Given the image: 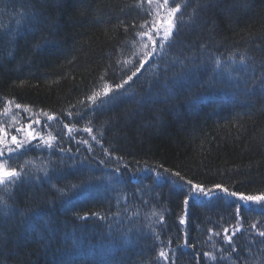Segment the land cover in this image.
Returning <instances> with one entry per match:
<instances>
[{"label": "trees", "instance_id": "trees-1", "mask_svg": "<svg viewBox=\"0 0 264 264\" xmlns=\"http://www.w3.org/2000/svg\"><path fill=\"white\" fill-rule=\"evenodd\" d=\"M184 2L159 67L115 89L140 57L148 3L0 0V134L54 117L7 154L22 176L0 185V264H264V202L214 187L264 194V0ZM187 180L210 196L185 205Z\"/></svg>", "mask_w": 264, "mask_h": 264}, {"label": "snow or ice", "instance_id": "snow-or-ice-1", "mask_svg": "<svg viewBox=\"0 0 264 264\" xmlns=\"http://www.w3.org/2000/svg\"><path fill=\"white\" fill-rule=\"evenodd\" d=\"M153 2H155L157 8L160 9H164L168 15V19L164 20L163 17H161V19L159 21H156V23H164L167 25L166 28H159L157 29L155 27V25L152 26L151 29H145L142 32L137 33L138 36L143 37L145 35L148 36L149 40L151 41V46L149 47V45L147 43L144 44V47L146 49H148L147 51H145L143 53V57H138L137 60L132 64L131 68H134V70H131V68H129L128 70L131 71V75H127L126 79H122V82L119 84L115 85V89H123L124 85L128 84L130 81L133 80L134 77H137V74L140 73L141 69H143L145 67V64L149 62V60H151V66L153 68H157L159 67V65L157 64L156 60L154 59L155 57H163L165 55H167V51L168 49L172 46L173 43H175L173 36L174 34L178 35L179 34V29L177 27L178 24H183L184 21V17L181 16H177V13H181L182 8H186L187 4L184 2V0H179V2H177V0H148L149 4H152ZM198 7H200L201 5L198 3L197 5ZM193 12H195V10H193ZM189 19H191V17H189ZM148 21H145L144 24L141 25V28H144L145 24H148ZM153 32H154V36H153ZM135 43V42H133ZM135 55V54H134ZM241 62H243V57L241 58ZM121 63V61H117V64L119 65ZM127 63V62H125ZM220 66V62L219 60L216 61V67ZM121 72L125 71L123 68L120 69ZM138 78V77H137ZM101 79H103V77H101ZM260 87L262 89H264V74H262L261 78H260ZM203 86V85H201ZM109 92H113L112 88H105L104 90V95H108ZM100 93L99 92H93V94L91 96L88 97L89 100L95 102L96 99L99 97ZM118 95H122V93H114L113 95V99H116ZM11 102V101H10ZM165 102H167L166 98H165ZM17 108H20L21 105L20 104H16ZM7 111V109H6ZM69 115H71V113H69ZM54 117L53 116H48V120H53ZM36 123L38 124L39 121L37 120ZM90 123V122H89ZM46 127L48 126L47 124L45 125ZM65 127H68L67 125H65ZM85 131L91 133L92 129L89 128H85ZM19 131V129H18ZM35 131V129H33L32 131L28 132V137L26 139L23 140H17V137L15 135H13L11 137V144L15 145V147H11L9 146L8 142L4 139H0V159L4 160V163H0V185H3L5 190H9V186L10 185H14L17 184L20 180H21V176H22V170H17V168L15 167H11L10 165L8 167H5V164H7L8 159H10L11 157L7 156V154H11V153H16L18 152L20 149L27 147V145L31 142L32 139H36V137H34L32 135V132ZM69 131H71V129H69ZM93 140L96 139L95 136L92 137ZM55 138H50L49 140H44L43 144H36L35 147H47V148H53L54 144L52 143V140H54ZM82 143H87V141H82ZM97 143H99V141H97ZM61 151H63V149H61ZM107 151V150H105ZM22 167V166H21ZM117 172H119V169H116ZM165 171L167 172L168 170L165 169ZM47 175V173H46ZM172 175L179 177L180 180H184V177L181 176V174L179 172H174L172 173ZM186 184L191 186V190L190 192L186 195L185 199H184V204L188 205L189 203V199H192L194 203H201L202 201L196 200L195 198L197 197H209L212 189H206L203 185L200 184H195L193 183L192 180H187ZM216 189H221L224 193L233 196V197H239V199L241 201H244L245 203L247 202H255V203H261L264 202V194L262 195H244V194H238L236 192H229V190L227 188H222L221 185H215L214 186ZM3 202V201H0ZM6 205V202H4ZM7 206V205H6ZM237 213H239L240 211V205H237L236 208ZM155 215V213H154ZM182 224L184 223V220L181 219L180 221ZM252 228H256V224H253L251 226ZM224 232L227 233V229H224ZM259 236L264 237V231H258ZM218 235V234H217ZM233 235H235V233H233ZM226 241L228 243L232 242V236H226ZM181 247H189L192 248L194 247V245H191L187 242V240H185L184 245H182ZM232 251H236L235 247L232 248ZM205 256L209 257L210 259L215 260L216 257L212 256L210 253H204ZM159 257L164 258L166 261L169 259L168 254L166 251L164 250H160L159 251ZM172 264H176V254L173 253V257H172Z\"/></svg>", "mask_w": 264, "mask_h": 264}, {"label": "rangeland", "instance_id": "rangeland-1", "mask_svg": "<svg viewBox=\"0 0 264 264\" xmlns=\"http://www.w3.org/2000/svg\"><path fill=\"white\" fill-rule=\"evenodd\" d=\"M144 1H145V4L148 3V0H144ZM161 2H162V0H161ZM148 5H149L150 10H153V12H152V17L150 19V22L148 24H146L147 26L144 27V29L145 28L146 29H151L153 25H155V27L157 29L166 28L167 27L166 24H164V23H156V21H159L161 19V17H163L164 20L168 19V15H167L166 11L164 9L157 8L155 2H153L152 4L148 3ZM153 36H154V32H153ZM145 43H147L149 45V47L151 46V41L149 40L148 36L147 35H145L143 37L139 36L138 50H139L140 53L138 52V55L140 57H143V53L148 50V49H146L144 47ZM16 126H18V124L15 125V129H17ZM19 129H20V131L13 130L14 131L13 134H11V133H9L7 131L2 132L0 134V139L6 140L8 142V144H9V146L12 147V144L10 143L11 142V137H12L11 135L15 134V136L17 137V140H23V139H26L28 137V132L29 131H32L33 129H35V131L32 132V135L34 137H36V139H32L30 143L38 141L39 136H40V130H41L40 127H38L36 125L35 126H31L29 124V125H26V126H23V127L19 128ZM14 147H15V145H14ZM0 163H3L1 161V159H0ZM5 167H7V166L5 165ZM250 203L251 202H247L246 204H250ZM252 203H254V202H252ZM255 205H257V204H255Z\"/></svg>", "mask_w": 264, "mask_h": 264}, {"label": "bare ground", "instance_id": "bare-ground-1", "mask_svg": "<svg viewBox=\"0 0 264 264\" xmlns=\"http://www.w3.org/2000/svg\"><path fill=\"white\" fill-rule=\"evenodd\" d=\"M24 112L26 114H28V112L25 109H24ZM18 120H19V118H18ZM18 120L16 118H14V120H12V122L10 123V125L11 126L14 125V127L16 124H18V126H16L17 129L14 128L15 130H18L19 128L26 126V125H29V124L31 126L36 125V126L40 127L41 129H43V128L47 129L50 126V120H48V118H45V117L37 116V117L29 118V116H28V118L26 120L23 119V121H21V122H18ZM37 120L39 121L38 124L36 123ZM9 122H10V120L7 123H9ZM46 124L48 125L47 127L45 126ZM19 131H20V129H19ZM9 187H12V185H10Z\"/></svg>", "mask_w": 264, "mask_h": 264}]
</instances>
